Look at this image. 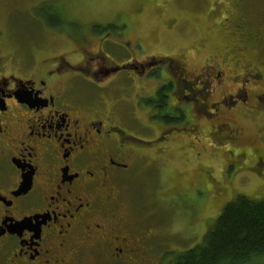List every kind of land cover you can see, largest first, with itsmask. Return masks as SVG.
Segmentation results:
<instances>
[{
  "label": "flooded vegetation",
  "instance_id": "1",
  "mask_svg": "<svg viewBox=\"0 0 264 264\" xmlns=\"http://www.w3.org/2000/svg\"><path fill=\"white\" fill-rule=\"evenodd\" d=\"M236 24L231 42L248 41L240 34L243 21ZM50 26L54 33L59 27ZM94 27L60 38L72 61L60 53L40 58L43 50L30 47L3 50L0 30V264L148 262L151 232L128 226L122 176L171 151L177 118L169 110L182 119L195 108L191 124L207 121L225 106L244 105L242 86L262 80L256 65L244 62L235 89H220L208 104L227 79L224 56H206L198 72L188 71L185 61L168 55L140 59L138 38L124 46L125 35H93ZM189 127L191 134L199 129ZM133 128H149L151 137ZM217 129L229 139L236 133L226 124ZM239 164L241 178H264V157Z\"/></svg>",
  "mask_w": 264,
  "mask_h": 264
},
{
  "label": "rangeland",
  "instance_id": "2",
  "mask_svg": "<svg viewBox=\"0 0 264 264\" xmlns=\"http://www.w3.org/2000/svg\"><path fill=\"white\" fill-rule=\"evenodd\" d=\"M14 5L19 9L8 16ZM239 21L244 23L240 34L250 39L231 42ZM43 22L51 29V23L59 27L54 33L42 28ZM89 25H95L93 35L102 36L105 30L114 36L125 35L124 46L138 38L140 59L168 55L185 61L188 71L198 72L206 56H224L227 79L215 89L208 104L219 99L216 94L220 89H235L234 78L240 75L244 62L261 71L262 80L242 86L247 93L244 105L225 106L214 116L206 115L207 121L199 118L191 124L189 120L197 114L195 108L190 117L184 114L182 119L169 110L170 116L177 118L171 122V134H175V143L169 144L171 151L152 166L137 165L122 176L120 198L128 226L151 232L148 262L135 264H170L179 252L202 242L227 202L237 195L250 199L264 196V178L237 175L242 171L239 163L253 156L264 157V65L258 63L260 59L264 62V0H0L3 50L21 52L30 47L43 50L40 58L60 53L72 61L70 47L60 38L75 35ZM102 25L107 27L102 29ZM236 45L243 48L239 51ZM219 124L235 130V136L218 135ZM190 125L199 127L195 134L188 133ZM132 131L145 138L152 134L149 128ZM233 161L237 163H230ZM252 260L246 264H264V259ZM118 264L133 263L125 260Z\"/></svg>",
  "mask_w": 264,
  "mask_h": 264
},
{
  "label": "trees",
  "instance_id": "3",
  "mask_svg": "<svg viewBox=\"0 0 264 264\" xmlns=\"http://www.w3.org/2000/svg\"><path fill=\"white\" fill-rule=\"evenodd\" d=\"M257 258L264 259V196L237 195L224 205L202 242L179 252L170 264H246Z\"/></svg>",
  "mask_w": 264,
  "mask_h": 264
}]
</instances>
